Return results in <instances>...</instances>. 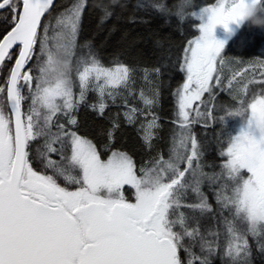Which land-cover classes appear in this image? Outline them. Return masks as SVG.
Returning a JSON list of instances; mask_svg holds the SVG:
<instances>
[{
	"label": "snow or ice",
	"instance_id": "1",
	"mask_svg": "<svg viewBox=\"0 0 264 264\" xmlns=\"http://www.w3.org/2000/svg\"><path fill=\"white\" fill-rule=\"evenodd\" d=\"M53 2L0 0L12 24L0 36V67L13 63L6 88L0 85L9 102L7 112L0 102V264H253L249 237L264 254V87L250 91L249 85L264 86V63L235 90L234 106L219 118V155L226 157L219 172L204 171L203 144L192 130L196 122L207 127L213 116L201 105L205 93L212 97L221 87L225 42L215 30L228 28L235 3L229 9L228 0H215L189 13L200 21L194 25L200 34L187 41L178 65L185 75L174 92L178 128L166 157L158 154L150 166L138 167L127 151L109 146L102 158L80 134L75 116L89 91L100 97L91 107L104 115V98L130 91L135 69L122 61L105 65L87 42L77 43L86 0H76L54 24L46 17ZM186 6L177 5L176 15L183 18ZM101 11L102 20L112 15L107 5ZM60 55L71 60L72 72L70 79L53 82L49 73ZM250 67L255 65L234 72L227 87ZM141 98L146 108H129L127 122L151 115L155 95L149 99L142 92ZM227 118L243 122L238 135L226 134ZM118 127L117 121L108 132L109 145ZM159 127L155 115L140 122L148 147ZM34 141L40 144L33 158ZM125 186L134 190V201L126 198Z\"/></svg>",
	"mask_w": 264,
	"mask_h": 264
},
{
	"label": "trees",
	"instance_id": "2",
	"mask_svg": "<svg viewBox=\"0 0 264 264\" xmlns=\"http://www.w3.org/2000/svg\"><path fill=\"white\" fill-rule=\"evenodd\" d=\"M76 0H55L53 8L46 17L53 21L56 15L70 8ZM186 3L184 17L176 15L177 5ZM215 0H192L191 4L187 0H86L85 9L82 13L80 30L77 43L82 45L85 42L98 55L105 65L113 61H122L126 65L135 69L131 90L120 89L115 99L105 97L104 115H100L96 109L91 107L100 102L97 93L89 91L83 103L80 104L75 116L79 126V132L91 139L102 152V158H106L111 150L127 151L136 161L137 166H150L158 154H168L171 147L174 129L178 125L174 124L176 112V100L174 92L178 85L185 80L184 73L178 70L181 63L183 50L189 39L198 37L200 34L197 21L189 15L192 11L198 10L200 6L214 3ZM163 4L166 10H160L153 5ZM107 5L112 11V15L102 20L104 13L101 6ZM9 14L0 10V36L6 34L12 27L8 18ZM225 65L221 69V87L214 89V95L207 100L208 110L212 109L213 116L208 120V126H202V122L192 125V130L196 134L198 141L203 144L204 155L202 164L204 171L208 173L218 172L225 160L219 155L221 128L219 121L225 110H218L217 104L226 103L228 107L234 106L233 94L244 82H232V89L227 87L228 81L234 72L245 66L250 67L249 72L243 77L251 78L253 73H259L260 65L264 63V32L258 29H249L247 26L240 29L237 34L227 43L223 50ZM16 52V49L13 53ZM16 57H13V60ZM7 67L0 68V85L5 86L9 69L13 66L12 61H5ZM159 68L157 74L153 69ZM35 73V70H33ZM146 98L152 99L155 95V102L151 106V115L158 117L160 127L154 130L152 146L148 147L142 139L140 122L151 119V115L139 116L135 123H129L125 119L124 113L129 108H136L138 111L146 108L141 93ZM24 94L28 96L27 88ZM208 96V95H207ZM216 96V99H214ZM6 104V94L2 96ZM213 103V104H212ZM30 104V99L23 102L25 110ZM8 109L6 104L5 106ZM61 122L64 117H60ZM119 127L114 132V140L109 145L108 132L112 130L115 122ZM239 121L232 118L226 120V134L235 135L236 126ZM209 132V133H207ZM216 133V134H215ZM213 135L210 138L209 135ZM219 134V135H218ZM217 135L219 138H217ZM40 141H34L31 145L30 156H36V148ZM214 144L219 145L218 154L213 153ZM219 157H217V156ZM34 168L39 169L38 161H34ZM214 167V168H213ZM213 169V170H212ZM49 174L50 170H49ZM246 176L245 173H242ZM62 186L65 181H59ZM69 187H75L69 185ZM203 191L208 195L209 202L215 205L213 192L209 190L207 182L203 186ZM134 190L125 187V196L130 201H134ZM211 223V221H209ZM253 246V264H264V254L258 253L255 242L249 237ZM214 264H220L216 260Z\"/></svg>",
	"mask_w": 264,
	"mask_h": 264
},
{
	"label": "clouds",
	"instance_id": "3",
	"mask_svg": "<svg viewBox=\"0 0 264 264\" xmlns=\"http://www.w3.org/2000/svg\"><path fill=\"white\" fill-rule=\"evenodd\" d=\"M192 0H187L191 4ZM235 3L234 19L225 29L229 37L234 36L237 31L247 26L249 29H258L264 32V0H228V8L231 9ZM234 26V27H233ZM72 72L71 60L60 55L54 62L49 79L53 82L57 80H68ZM241 122L240 127H243Z\"/></svg>",
	"mask_w": 264,
	"mask_h": 264
},
{
	"label": "rangeland",
	"instance_id": "4",
	"mask_svg": "<svg viewBox=\"0 0 264 264\" xmlns=\"http://www.w3.org/2000/svg\"><path fill=\"white\" fill-rule=\"evenodd\" d=\"M59 15V14H58ZM58 15H56V17L58 16ZM56 17L54 18V20L52 21V23L54 24L55 23V19H56ZM221 27H223V26H217V28H216V30H215V35H219V37H218V40H221V41H224L225 42V47L227 46V43L237 34V32H236V34L234 35V36H231V37H229V35L226 33V31H224V33L223 34H220V32H218L217 30L219 29V30H222L221 29ZM234 27V26H233ZM199 36V35H198ZM224 52V51H223ZM250 79V76L249 77H245V78H237L235 81L236 82H244V83H246L248 80ZM234 82V81H233ZM236 82H234V83H236ZM243 83V84H244ZM243 84H241V85H239L240 87L243 85ZM235 86V85H234ZM234 86H232L233 88H234ZM260 87H264V86H261V85H258V84H253V85H249V89H250V91L251 90H253V89H258V88H260ZM208 94L207 93H205V96L203 97V100H204V105H201V110L202 111H204L205 110V106H206V104H207V100H209V95L207 96ZM234 95V94H233ZM232 95V96H233ZM197 104H200V102H196ZM194 107H195V105H194ZM226 107H228L227 105H226V103H222V102H220V103H218L217 104V108H218V110H225L226 109ZM236 120H238L239 121V124L236 126L237 128H236V131H235V135H238L239 134V131H240V125H241V121H240V119L239 118H237ZM207 133H209V132H207ZM216 134V133H215ZM219 135V134H218ZM217 135V138H219V136ZM234 135V136H235ZM209 137L210 138H213V135L211 134V135H209ZM218 148H219V145L217 144V145H215L214 144V147H213V149H214V151H213V153L214 154H216V152H217V154H218ZM217 156V155H216ZM217 157H219V156H217ZM225 158V160H226V157H224ZM214 168V167H213ZM213 170V169H212ZM220 170H218V172H219ZM242 173H245L246 174V176H248L249 174L245 171V172H242ZM243 175V174H242ZM125 187H127V186H125ZM215 187V186H214ZM212 192V191H211Z\"/></svg>",
	"mask_w": 264,
	"mask_h": 264
},
{
	"label": "flooded vegetation",
	"instance_id": "5",
	"mask_svg": "<svg viewBox=\"0 0 264 264\" xmlns=\"http://www.w3.org/2000/svg\"><path fill=\"white\" fill-rule=\"evenodd\" d=\"M221 29L222 30H217L218 32H220V34H223L224 33V31H225V29H224V27H221ZM218 37H219V35H216V38L218 39ZM215 94V93H214ZM214 99H216V96H214ZM0 102H2V104H3V107H4V110L7 112L8 110H9V107H8V109L5 107L6 106V104H7V106H8V102H7V99H6V104H5V101H4V98L2 97V96H0ZM213 104V103H212ZM210 111H212V109H210ZM214 203H215V205H216V202L214 201Z\"/></svg>",
	"mask_w": 264,
	"mask_h": 264
},
{
	"label": "water",
	"instance_id": "6",
	"mask_svg": "<svg viewBox=\"0 0 264 264\" xmlns=\"http://www.w3.org/2000/svg\"><path fill=\"white\" fill-rule=\"evenodd\" d=\"M54 3H55V0H54V2H53V6H54ZM52 8H53V7H52ZM52 8H51V9H52ZM51 9H50V10H51ZM50 10H49V11H50ZM47 14H48V13H46V15H47ZM14 50H15V48L12 50V52H13ZM0 68H1V67H0ZM7 102H8V101H7ZM8 107H9V102H8Z\"/></svg>",
	"mask_w": 264,
	"mask_h": 264
}]
</instances>
